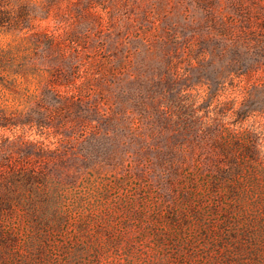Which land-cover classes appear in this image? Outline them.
<instances>
[{
	"label": "rangeland",
	"instance_id": "1",
	"mask_svg": "<svg viewBox=\"0 0 264 264\" xmlns=\"http://www.w3.org/2000/svg\"><path fill=\"white\" fill-rule=\"evenodd\" d=\"M203 1L210 2L0 0V50L22 55L28 47H34L37 37L53 34L75 38L83 60H92L96 49L102 48L103 55L113 58L115 70L121 71L116 79L110 77L105 81L108 85L101 86L103 108L110 119L96 136L87 133L77 141L71 128L62 135L27 125L0 129V144L7 140L19 145L26 139L67 152V163L55 170L56 181L75 185L77 190L84 178L90 182L91 187L85 182L90 197L84 201L77 196L74 200V206L84 207H69L67 219L59 227V262L47 264H217L205 253L204 246L209 244L206 240L190 242V235L196 234L199 239L205 236L199 226L190 231L185 225L172 226L170 215L177 202L174 197L180 194L176 189L183 177H166L168 171L160 164L163 159L156 154L157 149L164 148L158 139L162 132L156 120L160 104L176 92H184L215 132L212 138L226 134L227 128L247 130L259 136L264 149V115L252 112L235 121L233 113L242 105L256 103L259 95L253 82H258L263 73L227 76L226 63L209 53L218 37L209 34L214 31L200 7ZM43 49L41 45L39 51L45 53ZM204 53L203 66L198 67L196 58ZM38 61L48 67L46 60ZM219 68L224 87L210 94L204 82H214ZM110 82L115 84L110 86ZM167 135L165 132L163 136L165 144ZM184 138L191 140L193 135ZM170 139L169 146L175 142ZM200 152L199 148L188 147L181 154L184 165L179 173L187 166L194 169L205 157ZM67 245L74 251L70 252ZM80 252L82 260L74 257ZM28 264L44 263L38 260ZM240 264H264V256L247 257Z\"/></svg>",
	"mask_w": 264,
	"mask_h": 264
},
{
	"label": "trees",
	"instance_id": "2",
	"mask_svg": "<svg viewBox=\"0 0 264 264\" xmlns=\"http://www.w3.org/2000/svg\"><path fill=\"white\" fill-rule=\"evenodd\" d=\"M200 7L211 22L214 32L209 34L218 37L209 53L226 63L227 76L263 73L253 82L258 88L256 103L234 110L235 121L252 112L264 115V0H210ZM76 43L75 38L46 34L37 37L34 47L22 55L0 50V129L27 125L62 135L71 128L79 141L87 133L96 136L108 126L101 86L121 71L115 70L113 58L103 55L102 48L96 49L92 60L81 59ZM41 45L45 53L39 51ZM40 58L48 67L37 63ZM205 59V53L199 54L197 66L202 67ZM215 73L214 82H204L210 94L224 87L220 82L222 69ZM160 105L156 123L164 148L156 154L163 159L160 164L168 171L166 177H183L176 189L180 194L174 197L172 226L185 225L188 231L199 226L205 236L190 235V242L206 240L205 253L217 264H240L251 256L260 259L264 256V149L259 136L227 128L226 134L212 138L215 132L184 92H176ZM186 135L193 138L186 140ZM167 139L175 142L169 146ZM188 147L199 148L205 157L194 169L187 166L179 173L184 165L181 154ZM68 159L67 152L26 139L19 145L7 140L0 144V264L59 262V227L67 219L69 207H84L74 206L77 196L85 201L91 193L85 178L78 190L75 185L56 181L55 170ZM90 205L88 202L87 207ZM67 248L74 251L70 245ZM74 257L82 260L83 254L74 253Z\"/></svg>",
	"mask_w": 264,
	"mask_h": 264
}]
</instances>
